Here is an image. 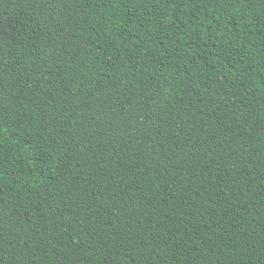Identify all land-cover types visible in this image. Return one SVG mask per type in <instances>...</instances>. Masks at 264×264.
<instances>
[{
    "label": "trees",
    "instance_id": "16d2710c",
    "mask_svg": "<svg viewBox=\"0 0 264 264\" xmlns=\"http://www.w3.org/2000/svg\"><path fill=\"white\" fill-rule=\"evenodd\" d=\"M0 264H264V0H0Z\"/></svg>",
    "mask_w": 264,
    "mask_h": 264
}]
</instances>
